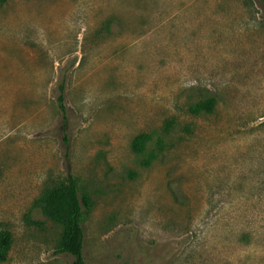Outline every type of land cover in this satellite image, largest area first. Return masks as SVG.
Here are the masks:
<instances>
[{
    "label": "rangeland",
    "instance_id": "rangeland-1",
    "mask_svg": "<svg viewBox=\"0 0 264 264\" xmlns=\"http://www.w3.org/2000/svg\"><path fill=\"white\" fill-rule=\"evenodd\" d=\"M69 173L87 264H264L258 0H0V264L72 263L34 205Z\"/></svg>",
    "mask_w": 264,
    "mask_h": 264
},
{
    "label": "trees",
    "instance_id": "trees-1",
    "mask_svg": "<svg viewBox=\"0 0 264 264\" xmlns=\"http://www.w3.org/2000/svg\"><path fill=\"white\" fill-rule=\"evenodd\" d=\"M264 7V0H258ZM66 73V71H65ZM64 73V74H65ZM66 75L62 77L59 84L58 105L65 114L66 108ZM215 97H210L191 106V112L200 114L211 113L216 106ZM164 131L168 133V121L165 123ZM154 140L151 133L142 132L135 136L132 142L133 150L139 155H146L149 165L155 156L154 149L150 144ZM65 141H68L65 138ZM157 145L160 150L164 148V139L158 137ZM34 205L51 220L61 226V235L56 251L73 257L71 264H87L85 257L86 229L84 222L93 208V200L88 193L81 190L78 178L69 173L62 181L48 187L35 201ZM12 236L9 232H0V263L8 257L11 247Z\"/></svg>",
    "mask_w": 264,
    "mask_h": 264
}]
</instances>
